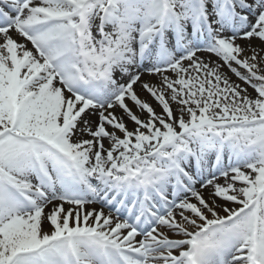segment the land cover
Listing matches in <instances>:
<instances>
[{"label": "snow or ice", "instance_id": "obj_1", "mask_svg": "<svg viewBox=\"0 0 264 264\" xmlns=\"http://www.w3.org/2000/svg\"><path fill=\"white\" fill-rule=\"evenodd\" d=\"M0 264H264V0H0Z\"/></svg>", "mask_w": 264, "mask_h": 264}]
</instances>
